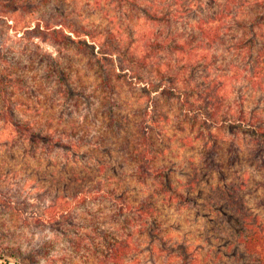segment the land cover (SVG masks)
Masks as SVG:
<instances>
[{"label": "rangeland", "instance_id": "374dc122", "mask_svg": "<svg viewBox=\"0 0 264 264\" xmlns=\"http://www.w3.org/2000/svg\"><path fill=\"white\" fill-rule=\"evenodd\" d=\"M1 4L16 10L18 18L27 16L40 22L39 29L35 30L34 25V31L15 33L11 28L13 20L0 19V64L9 67L16 86H20L15 87L19 93L14 98L19 99L20 110H26L24 119L35 115L38 126L44 130L58 129L76 136L88 134L91 140L97 134L105 135V122L109 118L95 98L100 93L96 89L100 81L97 71L87 56L53 43L57 34L52 36L43 25L50 22L58 28L56 20L60 14L74 8L68 14L78 24L94 25L97 30L110 26L125 37L139 27L141 19L137 16L140 12L131 8L123 12L114 10L108 0H1ZM25 7L31 10L29 15L23 10ZM222 62L224 59L215 64L216 68L222 67ZM145 69L141 74L146 78H159L170 72L165 64ZM60 82H66L77 98L76 103L69 101V96L58 101ZM114 83V96L123 106L109 108L114 109L113 116L122 128L119 134L108 132L95 151L94 156L104 163L103 173L95 171L94 167L84 168L80 162L75 170L71 163H66L61 151L32 154L25 147H12L0 123V188L6 190L10 202L0 200V264L104 263L101 261H105L110 251L116 226L108 215L110 203L87 200L80 204L74 196L82 181L72 179L74 170L79 177L86 176L83 182L88 187L98 178L103 179L104 185L117 183L128 189L133 202L150 195L154 212L167 234L176 241H186L192 249L198 248L206 263L242 262L227 227L232 220L228 218L230 213L224 195L232 192L229 188L235 186L234 196L264 229V188L260 185L263 172L255 165L247 139L240 133L236 135V128L230 130L231 133L224 127H211L217 137L215 161L222 164L221 170L215 171L209 166L206 141L199 132V122L203 120L201 112L189 115L179 108L176 99L172 102L165 99L167 92L159 97L161 123L154 131L158 158L172 171L175 186L189 193L186 204L169 205L155 193L150 179L143 184L128 176L130 143L136 135L134 122L141 118L135 106L144 103L147 96L145 91L130 88L117 77ZM243 85L246 110L251 116L264 119V93L251 90L246 83ZM177 87L183 90L185 85L180 81ZM234 95L230 99L232 111L238 102ZM149 101L147 99L146 103ZM231 139L236 146L229 142ZM236 148L238 155H234ZM106 175L110 176L109 180H104ZM57 195L68 197L71 203L68 214L58 215L52 221H46L43 216L45 221L36 222L38 215L45 212L49 215L59 208L56 203L54 209L47 210Z\"/></svg>", "mask_w": 264, "mask_h": 264}, {"label": "trees", "instance_id": "16d2710c", "mask_svg": "<svg viewBox=\"0 0 264 264\" xmlns=\"http://www.w3.org/2000/svg\"><path fill=\"white\" fill-rule=\"evenodd\" d=\"M108 3L121 12L130 8L140 12L137 16L141 19L139 27L125 37L110 26L97 30L94 25L78 24L71 18L68 12L74 8L60 14L56 20L58 28L50 22L43 25L52 36L60 37H54L53 43L87 56L97 71L100 81L96 89L100 93L95 98L109 118L105 122V135L97 134L91 140L88 134L76 136L58 129L44 130L38 126L35 115L24 119L26 110L22 112L19 99L14 98L19 93L15 87L20 86H16L9 67L0 64V123L10 146L25 147L32 154L61 151L66 163H71L75 170L80 162L84 168L94 167L95 171L103 173L104 163L94 156L95 151L108 132L119 134L122 128L113 116L114 109L123 106L114 96V77H117L130 88L145 91L150 100L135 106L141 118L134 122L136 135L130 143L127 170L128 176L143 184L150 179L155 193L162 196L161 201L179 206L189 199V193L175 186L172 171L162 165L155 148L154 131L162 116L157 99L166 92L167 98H164L170 102L176 99L179 108L189 115L201 112L203 120L199 122V132L206 141L209 166L215 171H220L222 164L215 161L217 137L210 129L224 127L232 131L236 128V135L240 133L245 137L252 148L249 150L255 165L263 172L260 185L264 188V119L250 115L244 106L243 93V83L253 91L264 93V0H108ZM1 5L0 0V19L13 20L11 28L15 33L34 31V25L35 30L39 29V20L34 22L27 16L18 18L16 10ZM23 10L26 15L31 12L27 7ZM222 59L223 66L216 68L215 64ZM160 64H165L170 72L159 78H146L141 74L145 68ZM180 81L185 85L183 90L177 87ZM64 84L58 83V101L69 96V101L76 103L77 98ZM234 93L238 102L232 111L230 99ZM229 142L236 146L234 139ZM234 155H238L237 148ZM74 171L72 179L75 182L86 180L84 174L79 177ZM109 179L108 175L104 177V180ZM102 180L96 179L90 187L81 182L74 196L80 204L87 200L110 203L108 215L116 226L112 246L102 263L208 264L198 248L192 249L186 241H176L167 234L154 212L150 195L133 202L128 189L117 183L104 185ZM229 189L232 192L228 194H234L224 195L230 213L228 218L232 220L227 227L242 260L233 264H264V229L234 196L236 187ZM5 191L0 188V200L10 203ZM56 203L60 206L55 212L38 215L36 222L66 216L71 206L68 197L57 195L47 210L54 209Z\"/></svg>", "mask_w": 264, "mask_h": 264}]
</instances>
